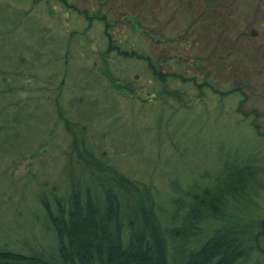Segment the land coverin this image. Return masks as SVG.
Listing matches in <instances>:
<instances>
[{
    "label": "rangeland",
    "instance_id": "rangeland-1",
    "mask_svg": "<svg viewBox=\"0 0 264 264\" xmlns=\"http://www.w3.org/2000/svg\"><path fill=\"white\" fill-rule=\"evenodd\" d=\"M63 1L65 5L56 0L37 4L32 0H0V8L8 6L12 19L23 21L15 32L4 35L0 54L13 41L26 57L37 54V48L44 54L52 44L53 54L64 55L60 48L64 45L67 53L66 46L71 45L66 66L56 62L55 55L52 61L50 55H42L46 64L35 57L33 65L23 66V72L18 73L28 74L27 86L22 81L10 83L16 99L23 102L29 98L24 115L34 109L35 102L43 111L39 119L19 128L16 145L21 150L0 149V193L10 178L21 185L29 170L38 167L29 160V153L38 147L46 129L54 127L55 136L66 135L64 119L52 125L57 102L66 109L70 106L71 111L76 98L86 92L85 101L90 105L85 106L91 116L97 109L101 111V116L96 113V135L102 130H108L110 139L119 135L116 147L124 150L128 146L125 137L134 132L130 156L124 153L115 159L132 179L153 180L165 197L173 178L187 185L206 169L213 177L223 157L230 164L235 157H245L243 161L254 167L258 181V210L264 211V0ZM84 13H98V18L89 24L82 18ZM0 23L4 25L5 19L0 18ZM110 50L117 53L107 54ZM133 50L152 55L155 62L165 59L156 68L168 77L165 90L140 60L119 58ZM12 64L0 66L6 67L5 76L17 67L14 61ZM86 75L92 79L85 84ZM187 78H195L198 86ZM206 82L207 87L203 85ZM156 91L161 98H152ZM172 91L177 93L169 95ZM164 123H169L173 132L166 131L159 145L156 137ZM100 138L97 136V142ZM94 142L89 141L95 144L93 149L98 145ZM64 144L49 151L54 176L67 158L62 151ZM105 145L110 149L112 143L106 141ZM5 199L9 207L16 197L9 194ZM3 216L6 218V213ZM260 237L259 247L264 250V234ZM251 257L256 264H264V251Z\"/></svg>",
    "mask_w": 264,
    "mask_h": 264
},
{
    "label": "trees",
    "instance_id": "trees-1",
    "mask_svg": "<svg viewBox=\"0 0 264 264\" xmlns=\"http://www.w3.org/2000/svg\"><path fill=\"white\" fill-rule=\"evenodd\" d=\"M40 1L42 0H32L33 4ZM56 1H62L65 5L63 0ZM1 7L0 18L5 19V23H0V51L4 35L15 32L16 27L23 22H18L17 17L12 19L9 16L8 6ZM72 7L70 6L71 9ZM5 10L6 15L3 14ZM97 14L84 13L82 18L90 24L98 18ZM25 17L23 15L21 18ZM34 26L37 29L38 25ZM66 49L67 53L64 45L60 48L65 51L64 55L60 52L53 54L52 44L46 47V53L40 54L37 48V54L26 57L18 48L17 42L13 41L0 54L3 64L7 62L8 65H13L14 61L17 66L6 76V67H0L2 152L21 150L16 145L17 138H20L19 128L30 120L34 122L39 119L43 111L40 103L35 102L32 104L34 109L24 115V107L30 105L27 103L29 98L23 102L16 99V91L10 89V83L22 81L27 86L28 74L19 76L18 73L23 72V66L33 65L35 57L40 64H46L42 55H50V61L55 55V61L66 66L65 60L71 51V45L66 46ZM111 50L107 54L117 53ZM129 56L140 60L147 67L150 76L162 83L165 90L168 77L160 69L156 70L165 62L164 58L155 62L152 55L134 50L130 55L122 54L119 58ZM94 73L100 74L97 71ZM89 79H92L89 75L84 76L83 83L85 81L86 84ZM187 79L195 87L198 86L195 78ZM203 85L208 86L207 82ZM21 90L24 91V88ZM173 93L177 92L168 94ZM86 94L83 92L79 97L76 96V106L71 111L70 106L66 109L58 102L56 109L53 106L55 117L52 125H56L60 118L64 119L67 125L66 135L63 138L59 134L55 136L54 127L46 129V133L38 141V147L29 153V160L38 164V167L33 171L29 170L25 178L20 180L21 185L18 184L19 181L10 178L2 186L0 264L258 262L253 261L251 256L264 251L258 242L264 234V211L258 210L261 205L258 198H255L259 195L256 189L258 181L255 179L254 167L243 161L245 157H235L232 164L223 157L218 161L220 165L213 177L206 169L197 180L187 185L182 186L173 178L170 181V191L165 197H161L153 180L132 179L128 172H123L115 163V159L122 157L124 153L130 156L129 149L135 141L134 132L128 138L125 137L128 146L124 150L116 147L121 139L119 135L110 139L106 133L108 130H102L96 135L98 129L94 123L99 119L96 113L101 116V111L97 109L91 116L86 107L90 105L85 101ZM161 96L156 91L152 98ZM69 112L75 115L70 117ZM86 115L90 118L87 119ZM90 124H94L92 128ZM164 125V130L161 128L162 132L156 137L159 145L162 144L160 138L166 131L173 132L169 123ZM252 126L259 130L257 125L252 123ZM97 136L101 137L100 143L97 142ZM174 137L175 134L173 139ZM91 139L98 143L94 149L91 145L95 144L89 143ZM106 141L112 143L110 149L105 145ZM59 143H65L61 146L64 147L62 151H66L67 158L54 176L50 168V150L53 146H57L56 150H59ZM254 165L258 167V164ZM9 194L15 195L16 199L8 207L5 195ZM5 208L7 210L4 212ZM3 213H6V218Z\"/></svg>",
    "mask_w": 264,
    "mask_h": 264
}]
</instances>
